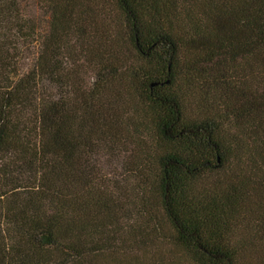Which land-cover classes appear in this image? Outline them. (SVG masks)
I'll use <instances>...</instances> for the list:
<instances>
[{"label": "trees", "instance_id": "trees-1", "mask_svg": "<svg viewBox=\"0 0 264 264\" xmlns=\"http://www.w3.org/2000/svg\"><path fill=\"white\" fill-rule=\"evenodd\" d=\"M0 264H264V0H0Z\"/></svg>", "mask_w": 264, "mask_h": 264}, {"label": "rangeland", "instance_id": "rangeland-1", "mask_svg": "<svg viewBox=\"0 0 264 264\" xmlns=\"http://www.w3.org/2000/svg\"><path fill=\"white\" fill-rule=\"evenodd\" d=\"M89 83H91V81H89Z\"/></svg>", "mask_w": 264, "mask_h": 264}]
</instances>
